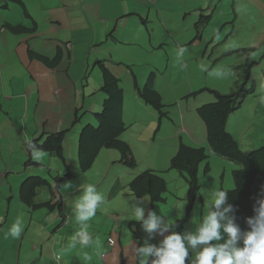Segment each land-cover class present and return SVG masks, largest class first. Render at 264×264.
<instances>
[{"label":"rangeland","instance_id":"rangeland-1","mask_svg":"<svg viewBox=\"0 0 264 264\" xmlns=\"http://www.w3.org/2000/svg\"><path fill=\"white\" fill-rule=\"evenodd\" d=\"M79 1L91 6L94 5L93 0ZM203 1L204 3H202ZM206 1L208 0H186L185 12L183 14L175 15L168 13L166 19L172 26L170 33L168 34V31L162 29L150 32L152 42L165 39V46L161 50L152 53L151 43L145 39L142 42L143 49L137 55L136 68L144 72L151 65L152 69L157 71L156 87L160 91L162 101L166 105H171L166 108L170 116L172 117L174 112L175 118L180 110L185 112L183 119H180L178 116L176 117V124H190L193 126L191 139L188 135H183L182 133L172 136V131L170 132L168 127H162L160 137L169 133L170 135L152 143L150 136L155 127L150 120L129 125L127 123L128 118L134 114L127 109L126 125L129 129L120 138L128 141L132 148L136 160L134 167L120 164L121 153L108 149L101 150L92 167L86 172L80 171L77 154L76 156H72V159L67 163V168L59 160L54 159V167L51 169L60 172V175L65 174L63 170H69L70 177L68 176L66 181H72L73 188L78 185L84 187L88 183L94 184L97 188V185L106 184L112 174L110 183L107 186L108 195L114 196L117 194V198L112 203L105 202L101 207H103V211L114 208L111 215L119 216H112L111 218L109 216L105 234L103 236L98 234L97 255L99 258L93 257L92 263L94 264H137L138 258L137 261L134 259L135 247L143 246L145 240H148L149 244L157 246L161 242V240L157 242L156 233L150 235L144 231L140 222L133 225V228L131 226L128 227L129 222H137L135 221L134 210L131 207L136 197L123 196V194L128 192L127 184L139 173L147 169L158 171L166 180L168 190L165 194L166 200L164 202H154L153 204L150 200L147 202L144 213L145 218H147L150 210L156 211L158 215L165 216V219L169 218L168 223H174L187 217L189 206V200L187 199L188 187L184 178L181 177L182 175L180 176L176 170H170L171 159L177 154L180 143L184 142L189 146L197 147L196 145H201L203 138L206 136L205 125L198 117L196 111L204 105L214 103L216 99L205 89L216 90L221 94L237 92L238 97H240L238 100L242 101V104L229 116L226 131L233 136L240 150L243 152H251L264 146V103L260 102L264 98V0H210L209 3ZM172 4L173 0H170L168 7ZM74 14L81 19L85 16L84 9L83 7L81 8L78 1L73 2ZM10 15L11 13L9 12L8 16ZM201 15L210 16L209 22L202 24V29L199 28L202 34V42L196 43L189 49L187 47L197 35L194 30L195 23ZM89 31L92 33V37L88 40L87 46L91 42L96 43L98 40H102L97 37L98 35L101 36L100 30L97 33L93 32V29ZM63 38L70 41V32L66 31ZM111 43V40L109 43L105 42L106 51L110 49ZM119 44H117V47L120 53L113 51L115 56L119 53V55L124 56V59H128L129 54H134V52H121L123 48ZM178 46H182L185 49L183 58L175 56V50L176 48L178 49ZM84 50V54L82 52L78 55L76 54L70 60H66L61 64V73H64L67 78H79L81 86H85L89 78L92 81V85L94 84V80L99 83L101 79L102 83V71L93 64L97 56L95 47L89 52L86 51V48ZM169 59L170 61H168ZM85 63L88 64V68L84 65ZM66 65L68 66L67 73L64 72ZM82 65H84V69ZM20 69L25 73L28 72L25 63L20 65ZM125 87L128 90L132 89L130 94L134 92V86L128 78H126ZM101 88L102 84L99 96L105 99ZM94 94L96 96L98 93L95 92ZM242 95H244L243 98H241ZM87 124L88 120L87 116H85L80 123L82 128L79 134ZM165 124H170L169 126H171L169 122ZM94 126L97 127V122L95 121ZM76 134L77 132L74 131L70 137L73 144L76 141ZM67 151H69L68 148ZM10 155L5 153V156H0V178L6 174L13 183L15 182L16 199L12 210H16L20 208V183L27 177L37 174L36 170H39L43 176L48 177V175L45 171L47 170L46 168L41 166L36 167L33 163L28 164V160L30 159L28 151L19 150L17 153H14V155L19 156L18 160H14V162H10L12 158ZM39 162L47 165L48 160L44 155L43 159ZM208 162V170L204 169L205 163L200 164L198 178L201 187L189 212L188 220L183 224V229L180 233L182 236L197 233L203 218L208 212L210 192L220 189L228 192L234 188L232 172L238 169L239 165L212 155H210ZM11 166L13 167L11 172L7 173ZM4 170L7 171L3 174ZM108 170H112V173ZM51 173L54 174L53 171ZM56 176L59 175L54 174L52 179ZM116 177H120L121 184L119 191L113 189L115 186L114 178ZM49 181L53 184L51 180ZM63 182L65 181L59 183L62 184ZM73 188L68 193H71ZM97 190L99 191L98 188ZM52 195L51 188L48 185H43L41 192L37 195V201L47 202L51 199ZM181 205H183L182 214L179 210ZM6 206L7 201L2 206L4 208L2 215L7 210ZM224 207H227L225 203L221 206V209L213 208L209 210L222 211ZM54 208L55 212H49L48 208H43L36 210L34 213L45 212L48 215L55 213L53 216H57L58 206L55 205ZM99 210L101 211V209ZM107 216L105 215V217ZM118 219H120V222L117 223L118 226H114L116 229L113 230V228L111 230V224ZM59 220L57 218V222L53 227L49 223V220L46 219L45 226L49 229L52 226L50 230L56 226L58 228ZM218 220L221 225L226 224L230 221V212H225L224 219L220 220L218 218ZM137 229L142 235V244L138 243V240L134 238L133 231ZM219 231L220 239L218 241H209V244L222 245L227 241L228 237L223 232V228ZM107 236L112 238L115 243L114 246L110 247L108 245ZM11 241L13 243L14 240L12 239ZM0 245L3 246L1 243ZM185 246L188 247L187 242H185ZM202 247L204 245H197L196 251H199ZM105 249L107 250L105 255L108 254V257L103 258L101 257V253L103 252H100V250L103 251ZM122 249L125 251L124 254ZM120 251H122L124 261L122 257L119 258ZM189 255L190 259H195V254L191 250Z\"/></svg>","mask_w":264,"mask_h":264},{"label":"crops","instance_id":"crops-1","mask_svg":"<svg viewBox=\"0 0 264 264\" xmlns=\"http://www.w3.org/2000/svg\"><path fill=\"white\" fill-rule=\"evenodd\" d=\"M75 1H78L81 8L84 9L85 16L83 19L75 14L73 15V2ZM93 3L94 5L91 6L79 0H23L22 4L7 3L5 5L0 2L1 157L5 156V153H17L19 151V149L14 148V143H18L24 148L26 142L35 137V132L48 135L67 128L78 132L81 128L80 123L85 116H87L89 123L94 124L95 120L91 115L92 112L100 110L102 100L99 94L94 96V90L101 85V79L99 83L94 80L92 85L89 78L88 84L82 87L79 78H67L64 73H61V64L66 60H70L76 54L78 55L81 52L84 54L85 48L89 52L90 49L92 50L95 47L97 56L93 64L102 58L98 52L100 40L96 43L91 42V46H87L88 40L92 37V33L89 31L91 29L95 33L100 30L101 36L98 35V39L106 36L105 32L109 30L115 31L119 40H124L123 31H125L126 38L129 33L133 34V37L141 34L143 24L136 15L144 14L142 6L144 0H93ZM140 9H142L141 12ZM9 12L11 13L10 16H8ZM23 15H31V17L27 18ZM4 23L24 27L22 39L14 38L3 27ZM124 23L126 25H123ZM66 31L71 34L70 41L63 38ZM26 33L30 35H24ZM121 33H123V37H121ZM65 44L72 45L70 53L62 48ZM39 45L42 46V50L46 45L49 46L47 51L43 53V55L49 57H52L61 48L63 56L57 69H49L46 65L29 59L27 47L34 46L33 49H39ZM175 54L183 58L184 51L182 54L180 51L175 52ZM22 63L26 64L27 73L20 69ZM84 65L87 68L89 67L87 63ZM84 65H82L83 69ZM115 66L118 65L112 63L110 68L120 79L124 92L129 94L125 97V99L128 97L125 106L131 109L136 102L132 97L133 93L130 94L131 89L128 90L125 85L126 78L131 82L132 75L123 67L119 66L117 68ZM64 72H68L67 65ZM31 86L39 87L40 91L37 97H33L30 92L28 93V88ZM79 116L80 121H75L76 117ZM66 155H69L72 159L74 153L69 149V151H66ZM5 171L7 170H4L3 174ZM108 171L112 173V170ZM111 177L106 184L97 185L99 191L104 194L106 203L114 201L111 200L113 195H108L107 190ZM114 182L120 189V177L114 178ZM15 189V182L13 183L4 174L0 178V243L3 245H0V264H94L92 263L93 257L99 258L97 255L98 234L102 236L105 234L109 216L110 218L115 216L111 215L114 208L105 211L98 209L92 220L77 223L74 215V204L82 194L83 187L81 185L74 187L71 193H68V191L61 192L60 187L53 193V200L59 202L57 216H53L55 213L48 215L45 212L36 214L34 213L36 210L46 207L41 206L32 209L23 203L20 198V208L12 210L16 199ZM6 201L7 210L2 215L4 212L2 206ZM35 202L44 201H37L36 196ZM49 212H55V209H51ZM105 215L108 216L105 217ZM18 217L24 222V231L21 236L15 239L11 236L5 238V234ZM57 218L60 219L59 231L56 228L57 226L52 230H50L52 226L50 229L45 226V220L48 219L54 227ZM168 219L166 218L167 223ZM119 222L120 219L114 221L111 224V230L114 226H118L117 223ZM81 226H87V231L92 236L90 245L84 247L77 243L74 248L68 247ZM167 233L165 232L163 235L156 233L157 242L162 241ZM12 239L14 240L13 243ZM100 252L104 253L101 257H108V254L105 255L104 250H100ZM115 252L117 253L116 250ZM124 252L123 250V254ZM58 257L59 259H57ZM119 258H121V253Z\"/></svg>","mask_w":264,"mask_h":264},{"label":"clouds","instance_id":"clouds-1","mask_svg":"<svg viewBox=\"0 0 264 264\" xmlns=\"http://www.w3.org/2000/svg\"><path fill=\"white\" fill-rule=\"evenodd\" d=\"M147 1H149V0H147ZM169 1L170 0L150 1V3L156 4L155 6H150L149 2H147V4H144L146 2H144L142 4L144 14L140 13L139 15L141 16L140 19H142V21L145 22L144 24L142 23L143 24V32L139 35H134V37H133V34L129 33L127 38H126V45H124V47H122L123 48L122 51H127V52H132V53L134 52V54H130V61L134 60L137 57V55H139L140 50L143 49V43L142 42L145 39L149 40V42L151 43L152 53H155L158 50H161L165 46V42H166L165 39H160L156 42H152V37H151L150 32H154L157 29H162V30L168 31V34L170 33L172 26L170 25V23L166 19V15L168 14L170 8L165 5L166 2L169 3ZM173 1L174 2L172 4V8H174L173 9L174 13L171 12V14H175V15L183 14L185 12L186 0H173ZM30 17H31V15H27V18H30ZM194 30L196 31V34H198L196 27L194 28ZM111 31L112 30L105 32L106 36H103L101 42L98 45V52L102 58H100V60H97L95 62V65L98 61H104L106 63V68L112 73V75H114V77L118 78L116 73H114L111 70L110 65H112V63L115 64V62H113V61H116V56L114 55L113 51L119 52V49H117L116 45L118 43H121V41L118 39L115 31L112 34H111ZM24 35H30V34L26 33ZM198 35H200V34H198ZM110 40L112 41V43L110 44V49L108 51H106L104 44H105V42L109 43ZM192 43H193L192 45H195L198 42H195V43L192 42ZM33 47H31V46L27 47L28 57H29V50H32L36 53L43 55V53H45L47 51L49 46L46 45L43 50L41 49L42 46H40V45L38 46V47H40L39 49H33ZM191 47H193V46H191ZM62 48L67 53H70L72 51V49H71L72 45H70V44H65L64 46H62ZM178 50L180 51L181 54L183 51H185V49L182 46H178V49L176 48L175 52H177ZM90 51H91V49H90ZM175 56H176V54H175ZM29 59L32 61L39 62V63L43 64V62L39 61L38 59H31L30 57H29ZM168 61H170V59ZM149 66H150L149 68H151V69L148 68V69L144 70V72H148L150 70L149 72L155 71L157 73L156 70L152 69L151 65H149ZM126 71L131 75L133 73L131 82L134 86V92H133L132 97H133L134 101L136 102V104L133 105L131 109L127 108L125 106V102H126V99L128 97L126 99H125V97L128 96L129 94L124 92L123 120H124L125 125L127 123L130 125L131 123L136 124V123L146 122V121L150 120L152 125L155 127V129L153 130V132L150 136V141L152 143L159 141L162 138L170 135V133H169L168 135L160 137L162 127H168L170 132L172 131V133H171L172 136H174V134H177V133H182L183 135L184 134L188 135L189 138L191 139L190 136H191V131L193 130V126L183 125V124L177 125L176 124V117L178 116L180 119H183L185 112L183 110H180L175 118H174V112H173L172 117H171L169 114V111L166 109L167 107H169L171 105H166L162 101V96L160 94V91L157 89V87H155L156 88L155 91L159 95V103L157 104V106L152 104L151 102L146 101L143 98H141L139 96V90H143V88L145 86V81H146V79L144 78V72L140 71L139 69H137V71H136V69H133L132 73L130 70L129 71L126 70ZM101 84L103 85V75H102V83ZM120 84H121V82H120ZM100 87H101V85L94 90V93L96 92L99 94ZM123 91H124V88H123ZM101 92L103 93L102 88H101ZM103 100L104 99L102 98L101 103H100L101 108L103 105ZM260 102L264 103V98H262ZM159 106L163 107L164 112L166 114V116H163L160 120L156 119L157 114H158L156 107H159ZM101 108H100V110H101ZM127 109H129L130 112H132L134 115L129 116L128 122L126 123V119H127L126 110ZM100 110H98V111H100ZM98 111H95V112H98ZM95 112H92L91 117L94 118ZM196 113H197L198 117L200 118V120L204 123V121L199 116L197 111H196ZM142 114H143V117H142ZM94 120H95V122H97V120L95 118H94ZM75 121L79 122L80 116L76 117ZM167 122L171 123V126H169L170 124H165ZM88 124L94 126V124H92V123L88 122ZM164 124H165V126H164ZM97 125H98V122H97ZM204 125H205V123H204ZM226 125H227V122H226ZM226 125H225V130H226ZM126 127H127L126 130H128L129 127L127 125H126ZM81 128H82V126H81ZM80 129H79V131H80ZM126 130L124 132H126ZM205 130H206V136L203 138L201 145L197 144L196 145L197 147H194V146H189V145L185 144L184 142H182V143H180V145L178 147V150H179L181 145L191 147L192 149H202V155L200 154L201 158H200V160L197 161V163H195L196 166L193 170V173H195V178H196V182H197L198 187H201L200 183H199V178H198V172H199L200 164L205 163L204 169L208 170L209 169L208 168L209 167L208 160L210 158V155L216 156V157H221V158H224L226 160H229L226 157L218 155L212 149V147L207 142L208 131H207L206 125H205ZM79 131L76 134L75 140L77 141V143L75 141V144H73V142L70 140L71 134H73V132H74V131H72L71 128L60 129V130L53 132L51 134H48V135H43L42 133H36L35 132L34 133L35 137L26 143L24 150L32 151V158L34 160L40 161L43 159L44 155L46 156V158L48 160L47 165H45L43 163H41V165H40L41 167H44L47 169L45 171H46L48 177L43 176L39 170H36L37 174H35V175L40 176L41 178L45 179L47 184L44 183L43 180H41L40 178H39V181L37 183H34L33 186H36L35 191H34L35 198L38 195V193L41 192V188H43V185H48L52 190V194L59 187H60L61 192H67L73 188V186H74L73 182L72 181H66L68 178V176L66 175V170H63L65 172L64 175H60V172L54 171L51 168L54 167L53 166V163H55L54 159H56L57 161L59 160L60 163H62L66 168L68 167L67 163H69L71 158L69 155H66L67 148H68V150L70 149L72 153L74 152L75 156H76V154L78 156V148H79V146H78V144H79L78 134H79ZM59 134H62L61 146H62V150H63V153H62L63 156L61 159H59L56 156L55 152H49L48 149L41 148L42 143H43L42 138L44 136H49V135H55L56 136ZM228 134L232 137V139H234L230 133H228ZM77 137H78V139H77ZM34 140L39 141L38 145L33 143ZM122 141L128 143V145H129L128 141H125V140H122ZM53 148L54 147H51V149H53ZM130 149L132 151L131 146H130ZM9 154H11L10 156L12 157L10 159V162H14V160H16V161L18 160L19 156L14 155V153H9ZM132 154L134 157L133 151H132ZM172 159H171V162H172ZM231 162H234V161H231ZM184 164H185V161L181 162L179 164V167H175V168L171 164L170 170H176L179 173V175L180 176L182 175L181 177L184 178V180L187 184V187H188V190H187V198H188V193H189V184L187 181L188 172L186 170H183ZM175 165H176V163H175ZM11 167H10V170L12 169ZM52 171L54 172V174H58L59 176H56L54 179H52L53 175H54L51 173ZM152 171H155V170H152ZM68 173H69V170H68ZM155 173L157 175H159V177H161L163 179V181L165 182L166 193H167L168 190H167L166 180L159 174L158 171H155ZM30 175H34V174H30ZM24 180L20 183V185L24 183ZM49 180H51L53 182V184ZM62 181H65V182L60 184L59 182H62ZM130 182L127 184L128 192L123 194V196L124 195L132 196L130 191H129ZM117 187H118V185H115L113 189L115 191H119V187L118 188ZM19 190H20V186H19ZM165 194H164V198H165ZM116 196H117V194L112 196L111 200L115 201ZM132 197H135V196H132ZM19 198H20V193H19ZM53 199H54V194L52 195V197L49 201L40 202V203L44 204L43 206L48 208L49 210L55 209L54 206L55 205L58 206L59 202H56ZM149 200H150L149 196H145L142 198L136 197L135 202L131 205V207L134 210V217H135V221H137V222H132V223H139V222L142 223V227H143L144 231H146L150 235L152 233H157L160 235H163L165 232H168V233L163 238V240L159 243L158 246L155 244H149L148 240H145L143 246L134 248V259H135V261H137V258H138V264H264V196H262L258 200L259 208L257 209V213H258L257 216L255 217L254 220H252V219L248 220V223L251 226V230L244 233L242 236H241V233H240V230L238 229V227H236L231 222V219H230V221H228L224 225H221V223L218 220V218L220 220H223L224 219V213L228 212L232 208L231 204H229L228 206L226 204V201L228 200V194H227V191L224 189L215 190V191H212L209 193L210 202L208 204L207 215L203 218L202 224L198 228L197 233L196 234H189L186 236H182L181 234L174 231L173 228L175 226L173 225V223H170V224L167 223L165 216L158 215L156 211L150 210L148 212L147 218H145V215H144L145 206L147 205V202ZM165 200H166V198H165ZM194 201H195V199H194ZM141 202H143V203H141ZM224 203L226 204L227 207H224L222 211H211V210H209V209H213V208L214 209H221V206L224 205ZM103 204H105L104 194L101 193L100 191H98L94 184H91V183L85 184L83 187L82 194L78 197V199L76 200V202L74 204L75 221L77 223L89 222L90 220H92L93 217L96 216L98 209H101V211L103 210V207H101V205H103ZM193 204H194V202H193ZM192 207H193V205H192ZM182 209H183V205H181L179 207L181 214H182ZM130 224L131 223L129 222L128 227H130ZM87 226L86 227L85 226L80 227L79 231L72 238V241L68 247L74 248V247H76L77 243H79L80 245H82L84 247H87L90 245V243L92 241V236L90 233H88ZM221 228H223V232L227 234V237H228L227 241L222 245L215 244V243L209 244V241H218L220 239V231L219 230ZM23 231H24V222L21 218L18 217L16 219V221L11 225L8 232L5 234V238H8L9 236H11L14 239L19 238ZM240 239H242V246L241 247H239L236 244V241L240 240ZM185 242H187L188 247L185 246ZM107 243L110 247L114 246V244H115L114 241L112 240V238H110V237L107 238ZM130 244H132V242H130ZM197 245H204V247H202L199 251H196ZM190 250L192 253L195 254L194 260L190 259V255H189ZM104 251L106 252L107 250L105 249ZM101 254H104V253H101ZM121 257L123 258L122 252H121ZM150 257H152L153 259L150 260L149 259ZM57 259H59V257ZM123 261H124V258H123Z\"/></svg>","mask_w":264,"mask_h":264},{"label":"trees","instance_id":"trees-1","mask_svg":"<svg viewBox=\"0 0 264 264\" xmlns=\"http://www.w3.org/2000/svg\"><path fill=\"white\" fill-rule=\"evenodd\" d=\"M147 0H144L146 2ZM150 6H155L156 4L150 3ZM2 5L5 4H22L23 0H0ZM144 3V4H147ZM174 2V1H173ZM207 3L210 0L206 1ZM204 3V1L202 2ZM166 2V6H168ZM105 7V6H103ZM80 8V7H79ZM170 10L168 13H174L172 5L169 6ZM142 9H140V12ZM203 12V10H201ZM27 17V15H23ZM140 22L142 21L140 15H136ZM123 19V18H121ZM210 16L201 15L198 21L195 23L198 34L190 42L189 47L192 48V42H202L201 30L205 22H209ZM123 25H126L124 23ZM3 27L11 33L14 38L22 39L23 29L21 25H13L11 23H4ZM200 29H199V28ZM124 29V28H123ZM114 31H111V34ZM124 32V40H120L121 47L126 45V36ZM117 35V34H116ZM118 37V36H117ZM123 37V33H121ZM119 39V38H118ZM209 42V41H208ZM91 46V44H90ZM117 46V45H116ZM188 47V48H189ZM189 48V49H190ZM117 49H119L117 47ZM127 52V51H122ZM129 53V52H128ZM119 54V53H118ZM116 55L115 67H123L125 70H130L132 73L133 69H137V57L130 61V54L128 59H124L122 55ZM63 56L61 48H59L52 57L48 55L44 56L42 54L36 53L32 50H29V57L31 59H38L43 62L49 69L56 68L61 63V58ZM96 67L102 71L103 75V85L102 91L105 95L103 100L102 108L99 112L94 114V118L97 120L98 125L94 127L90 124H87L79 134V148H78V166L81 172H86L94 164L96 158L102 149L116 150L121 153L120 163L134 167L136 165L135 158L133 157L132 151L128 143L122 141L120 136L127 129L124 120H123V102H124V91L120 84V80L117 77H114L112 73L106 68V63L104 61H98ZM147 72H144L145 86L143 90H139V96L146 101L151 102L156 105L159 103V95L155 91L156 87V78L157 73L155 71L149 72L146 77ZM133 75V73H132ZM210 92L216 99L214 103L204 105L197 109L199 116L204 121L207 127V142L212 147V149L223 157H226L230 161H234L239 165V168L232 172L234 180L233 190L227 192L228 200L226 201L227 206L232 205V208L229 210L231 222L238 227L240 230L241 236L251 230V226L248 223L249 219L254 220L257 216V209L259 208L258 200L264 196V146L260 147L257 150L251 152H243L240 150L238 144L232 137L226 132L225 125L229 116L235 112L242 104V101H239L237 92H230L228 94H221L216 90L205 89ZM38 86H31L28 88V93L33 97H37L39 92ZM244 95L241 96L243 98ZM39 98V96H38ZM158 112L156 119H161L163 116H166L162 106L156 107ZM43 143L41 148L48 149L49 152H55L56 156L62 158V134L59 135H49L42 138ZM38 140H34L33 143L38 145ZM27 143V142H26ZM14 148L17 150H24L23 146L18 143H14ZM51 147H54L51 149ZM30 154V159L28 164L33 163L36 167H39L41 163L39 161H34L32 158V151H28ZM202 155V149H192L191 147L181 145L177 154L172 159V166L179 167V164L185 161L183 170L188 172V184H189V193H188V214L187 217L178 220L173 223L175 226L173 228L177 233H181L183 229V224L188 220V215L193 205L194 199L200 189L198 187L195 173L193 170L196 166L198 160H200ZM176 163V165H175ZM9 173L11 170L8 171ZM66 175L70 176L68 170H66ZM39 178L47 184L46 180L40 176H30L24 180V183L20 186V198L23 203L28 207L35 209V207H41L44 204L35 202V188L34 183L39 181ZM27 185V186H26ZM129 191L132 196L142 198L145 196L150 197V201L154 202H164V194L166 193L165 182L159 175L152 170H145L139 173L129 184ZM136 223H131L130 226L133 228V225ZM134 238L138 240V243H142V235L137 229L133 231ZM236 244L241 247L242 239L237 240ZM153 259L150 257V260Z\"/></svg>","mask_w":264,"mask_h":264}]
</instances>
